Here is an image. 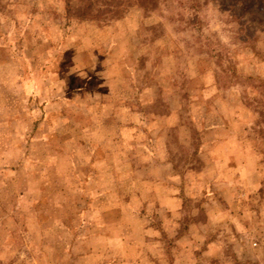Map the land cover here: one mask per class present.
Listing matches in <instances>:
<instances>
[{
	"label": "rangeland",
	"instance_id": "374dc122",
	"mask_svg": "<svg viewBox=\"0 0 264 264\" xmlns=\"http://www.w3.org/2000/svg\"><path fill=\"white\" fill-rule=\"evenodd\" d=\"M0 264H264V0H0Z\"/></svg>",
	"mask_w": 264,
	"mask_h": 264
},
{
	"label": "crops",
	"instance_id": "0c3cea01",
	"mask_svg": "<svg viewBox=\"0 0 264 264\" xmlns=\"http://www.w3.org/2000/svg\"><path fill=\"white\" fill-rule=\"evenodd\" d=\"M156 206L160 207L161 210L176 212L175 207H178L177 198L170 197L168 200H161L159 202H156Z\"/></svg>",
	"mask_w": 264,
	"mask_h": 264
}]
</instances>
